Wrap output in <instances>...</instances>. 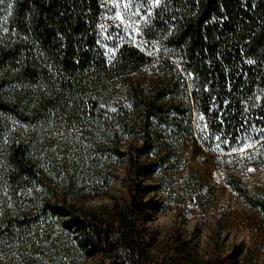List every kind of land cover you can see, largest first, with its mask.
<instances>
[{
  "label": "trees",
  "instance_id": "obj_1",
  "mask_svg": "<svg viewBox=\"0 0 264 264\" xmlns=\"http://www.w3.org/2000/svg\"><path fill=\"white\" fill-rule=\"evenodd\" d=\"M145 6L132 42L103 0H0V264H192L190 240L160 255L148 225L154 153L182 144L218 167L264 149V0ZM112 180L111 203L76 200ZM224 184L244 206L224 225L252 235L264 191Z\"/></svg>",
  "mask_w": 264,
  "mask_h": 264
},
{
  "label": "rangeland",
  "instance_id": "obj_2",
  "mask_svg": "<svg viewBox=\"0 0 264 264\" xmlns=\"http://www.w3.org/2000/svg\"><path fill=\"white\" fill-rule=\"evenodd\" d=\"M148 2L156 0H103L105 19L114 24L117 40H137L138 27L149 12ZM166 146L160 154L154 153L156 167L147 180L158 201L148 225L156 233L159 254L180 235L191 241L192 264H207L216 257L226 258V264H264V225L251 235L245 227L225 226L222 220L232 208L244 207L224 184L227 173L237 175L251 193L264 191V149L245 147L230 163L232 167L227 160L214 167L209 159H188L182 144ZM121 190V184L112 180L103 194L76 200L84 206L109 204Z\"/></svg>",
  "mask_w": 264,
  "mask_h": 264
}]
</instances>
